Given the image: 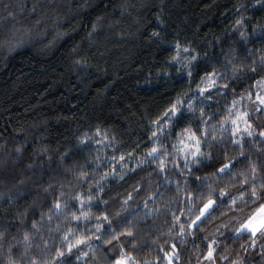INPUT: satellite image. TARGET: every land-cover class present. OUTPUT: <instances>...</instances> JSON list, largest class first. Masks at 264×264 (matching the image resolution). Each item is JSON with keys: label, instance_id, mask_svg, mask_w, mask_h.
Wrapping results in <instances>:
<instances>
[{"label": "clouds", "instance_id": "1", "mask_svg": "<svg viewBox=\"0 0 264 264\" xmlns=\"http://www.w3.org/2000/svg\"><path fill=\"white\" fill-rule=\"evenodd\" d=\"M27 16L0 31V63L48 56L79 75L108 34L163 82L140 91H165L120 129L34 114L0 135L21 190L0 209V264H170L166 249L171 264H264V229L245 227L264 216V0H232L206 34L157 0H37Z\"/></svg>", "mask_w": 264, "mask_h": 264}, {"label": "trees", "instance_id": "2", "mask_svg": "<svg viewBox=\"0 0 264 264\" xmlns=\"http://www.w3.org/2000/svg\"><path fill=\"white\" fill-rule=\"evenodd\" d=\"M89 2L95 3L96 0ZM157 2L166 6L173 27L180 21L195 19L204 24L202 32L206 34L218 31L217 25L230 22L225 17H230L232 0ZM36 4L37 0H0V31L10 21L17 26L25 22L27 13ZM103 7H109L107 2ZM147 16L155 18L154 12L147 13ZM116 23L119 25V20ZM131 35V32L128 37L124 32L116 33L121 40ZM102 39L105 43L99 52L85 49V55L90 59L86 62L85 71L79 75H66L62 63L50 60L48 56L22 55L13 60L10 66L0 63V135H7L26 121L30 122L34 114H54L63 118L65 123L88 116L101 127L120 129L123 122L138 115L137 106L150 104L153 98L159 101L165 89L158 88L150 93L140 91L149 84L163 82L149 80L146 83L140 77L144 64L136 63L137 45L116 42L108 34ZM144 40L146 42L147 38L144 37ZM141 51L139 59L147 60V52ZM144 75L151 77L152 73L145 72ZM252 84H255V80ZM14 183V170L0 167V209H8L9 200L21 194L20 189L13 188ZM170 253L166 249L162 254Z\"/></svg>", "mask_w": 264, "mask_h": 264}, {"label": "snow or ice", "instance_id": "3", "mask_svg": "<svg viewBox=\"0 0 264 264\" xmlns=\"http://www.w3.org/2000/svg\"><path fill=\"white\" fill-rule=\"evenodd\" d=\"M258 99H260L258 97ZM261 103H264V99H261ZM253 234H255L260 229H264V216H260L259 218L253 217L249 222L245 225ZM212 253L209 252V256ZM170 264H171V257H168ZM117 264H126V261H117Z\"/></svg>", "mask_w": 264, "mask_h": 264}, {"label": "rangeland", "instance_id": "4", "mask_svg": "<svg viewBox=\"0 0 264 264\" xmlns=\"http://www.w3.org/2000/svg\"><path fill=\"white\" fill-rule=\"evenodd\" d=\"M171 255H172V253H170V254H167V255H166V258L170 257Z\"/></svg>", "mask_w": 264, "mask_h": 264}]
</instances>
